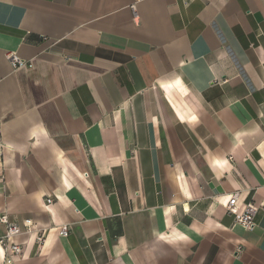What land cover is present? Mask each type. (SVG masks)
Listing matches in <instances>:
<instances>
[{"label": "crops", "instance_id": "crops-1", "mask_svg": "<svg viewBox=\"0 0 264 264\" xmlns=\"http://www.w3.org/2000/svg\"><path fill=\"white\" fill-rule=\"evenodd\" d=\"M3 214L14 264H264V0H0Z\"/></svg>", "mask_w": 264, "mask_h": 264}, {"label": "built area", "instance_id": "built-area-1", "mask_svg": "<svg viewBox=\"0 0 264 264\" xmlns=\"http://www.w3.org/2000/svg\"><path fill=\"white\" fill-rule=\"evenodd\" d=\"M7 61L13 70L23 69L27 66V62L20 59L15 53L7 55ZM83 177H88L87 173H83ZM238 193L231 195L227 205L226 212L232 217L235 224L241 226L246 231L251 232L254 227V219L257 213V208L250 202L244 207L237 205ZM52 203L51 198L46 199V204ZM0 225L4 227V235L0 237V248L3 251L2 264H14L15 260L22 256L23 248L20 245L13 244L11 240L14 237L23 234L37 233L36 244L41 248L44 243L43 232L38 230L31 220H24L20 225L9 221L6 214L0 215ZM68 227L62 226L59 230L60 237H67Z\"/></svg>", "mask_w": 264, "mask_h": 264}]
</instances>
